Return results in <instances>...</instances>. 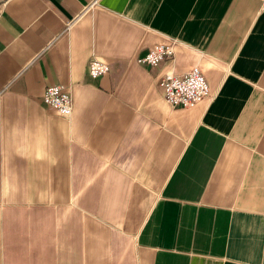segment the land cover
<instances>
[{"label":"crops","instance_id":"0c3cea01","mask_svg":"<svg viewBox=\"0 0 264 264\" xmlns=\"http://www.w3.org/2000/svg\"><path fill=\"white\" fill-rule=\"evenodd\" d=\"M0 264H264V0H0Z\"/></svg>","mask_w":264,"mask_h":264},{"label":"built area","instance_id":"2783aa9c","mask_svg":"<svg viewBox=\"0 0 264 264\" xmlns=\"http://www.w3.org/2000/svg\"><path fill=\"white\" fill-rule=\"evenodd\" d=\"M173 53V43L157 42L150 46L140 62L155 67L162 61L172 58ZM109 70L110 65L100 59L93 58L88 63V72L93 78L107 74ZM157 85L162 91L163 99L172 108L194 107L209 97L211 93L205 75L197 66L190 67L187 72L181 75L165 73L158 78ZM42 102L65 117H69L73 110L72 96L61 84L45 87Z\"/></svg>","mask_w":264,"mask_h":264}]
</instances>
